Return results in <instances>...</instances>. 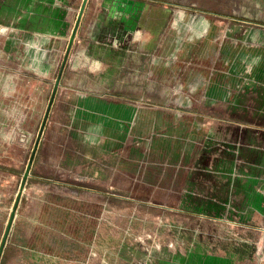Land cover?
I'll list each match as a JSON object with an SVG mask.
<instances>
[{
    "label": "rangeland",
    "instance_id": "374dc122",
    "mask_svg": "<svg viewBox=\"0 0 264 264\" xmlns=\"http://www.w3.org/2000/svg\"><path fill=\"white\" fill-rule=\"evenodd\" d=\"M82 3L0 0V264H264V0H88L49 107Z\"/></svg>",
    "mask_w": 264,
    "mask_h": 264
},
{
    "label": "water",
    "instance_id": "95a60500",
    "mask_svg": "<svg viewBox=\"0 0 264 264\" xmlns=\"http://www.w3.org/2000/svg\"><path fill=\"white\" fill-rule=\"evenodd\" d=\"M87 2H88V0H83V3L81 5V8H80V11H79V14H78V18H77L76 24L74 26V29L72 30L71 35H70L69 42H68L67 49H66V53H65V57H64V62H63V65H62V69H61V71L59 72V74H58V76L56 78V81H55V84H54V89H53V94H52V97H51L50 102H49V107L52 106L53 99H54V97H55V95H56V93L58 91L59 85L61 83V80H62V77H63L64 68L66 66V63H67L68 57L70 55L71 49L73 47V44L75 42V39L77 37L78 30H79V27H80V24H81V21H82V18H83V15H84V12H85V9H86V6H87ZM43 128H44V124L42 125V129ZM30 169H31V162L27 166V169H26V172L24 174L23 181H22V184H21V188H23L24 185H25L27 177H28V175L30 173ZM7 232H8V230H7ZM5 240H6V235H5L4 239H3V242H2L1 247H0V258H1V254L3 252V248H4V245H5Z\"/></svg>",
    "mask_w": 264,
    "mask_h": 264
},
{
    "label": "crops",
    "instance_id": "0c3cea01",
    "mask_svg": "<svg viewBox=\"0 0 264 264\" xmlns=\"http://www.w3.org/2000/svg\"><path fill=\"white\" fill-rule=\"evenodd\" d=\"M98 15L99 11L94 8L90 9V11H86V17H84L83 23L78 30L77 37H79V32L83 30L85 38H88L89 40L94 39L96 42H99V35L96 32Z\"/></svg>",
    "mask_w": 264,
    "mask_h": 264
}]
</instances>
